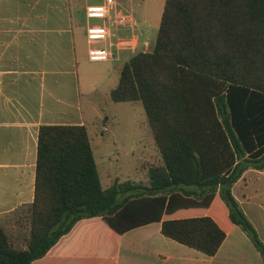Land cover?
Masks as SVG:
<instances>
[{
  "label": "trees",
  "instance_id": "16d2710c",
  "mask_svg": "<svg viewBox=\"0 0 264 264\" xmlns=\"http://www.w3.org/2000/svg\"><path fill=\"white\" fill-rule=\"evenodd\" d=\"M116 103L142 102L161 160L147 184L104 187L86 126H42L33 203L0 223V264H33L75 225L100 217L119 234L162 222V234L215 256L240 227L264 243L233 194L264 170V0H166L152 52L123 64ZM107 123V122H106Z\"/></svg>",
  "mask_w": 264,
  "mask_h": 264
},
{
  "label": "crops",
  "instance_id": "0c3cea01",
  "mask_svg": "<svg viewBox=\"0 0 264 264\" xmlns=\"http://www.w3.org/2000/svg\"><path fill=\"white\" fill-rule=\"evenodd\" d=\"M129 1L114 0V14L134 17L130 28H118L87 15L88 7L103 5L106 0H0V221L34 202L40 128L87 127L79 75V61L86 59L87 49L85 52L84 43L79 46L78 27L109 26L116 36H134V49L115 51L114 58L104 61L114 69L145 52L146 42L157 40L166 0L147 4ZM96 41L103 48H110L114 39ZM233 194L264 243V170L248 169L234 185ZM33 264L264 261L238 226L227 234L219 252L211 257L165 237L162 222L119 234L96 217L79 221L45 257Z\"/></svg>",
  "mask_w": 264,
  "mask_h": 264
},
{
  "label": "rangeland",
  "instance_id": "374dc122",
  "mask_svg": "<svg viewBox=\"0 0 264 264\" xmlns=\"http://www.w3.org/2000/svg\"><path fill=\"white\" fill-rule=\"evenodd\" d=\"M143 1L131 0L128 3L156 2ZM87 30L88 27L83 29L78 27L79 46L81 48L84 43L85 52L87 49L86 59L79 61V75L83 110L102 183L104 187H109L117 180L147 184L143 168L145 165L159 162L161 156L150 130L143 103L140 101L116 103L110 99L111 90L120 80L122 67L118 64L114 69L103 60L90 59V51L103 47L99 41H89ZM155 44L156 40L150 41L149 52L154 50ZM0 223L12 238L16 237L19 226L15 214L5 216Z\"/></svg>",
  "mask_w": 264,
  "mask_h": 264
},
{
  "label": "built area",
  "instance_id": "2783aa9c",
  "mask_svg": "<svg viewBox=\"0 0 264 264\" xmlns=\"http://www.w3.org/2000/svg\"><path fill=\"white\" fill-rule=\"evenodd\" d=\"M114 0H106L103 5L90 6L87 9V15L89 18L103 19L108 21L109 24H113L118 28H130L133 25L134 17L132 15L114 14L112 12V5ZM89 40H107L109 38L114 39L110 48H103L98 50H92L89 53L91 60H109L114 58L115 51L131 50L136 46V40L132 37H119L116 36L109 26L91 27L88 29ZM150 43L144 44L145 52H149Z\"/></svg>",
  "mask_w": 264,
  "mask_h": 264
}]
</instances>
